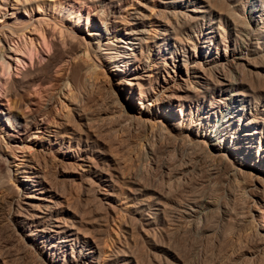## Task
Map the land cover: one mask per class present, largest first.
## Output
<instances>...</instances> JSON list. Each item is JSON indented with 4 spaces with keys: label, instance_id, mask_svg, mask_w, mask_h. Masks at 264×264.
<instances>
[{
    "label": "bare ground",
    "instance_id": "bare-ground-1",
    "mask_svg": "<svg viewBox=\"0 0 264 264\" xmlns=\"http://www.w3.org/2000/svg\"><path fill=\"white\" fill-rule=\"evenodd\" d=\"M129 1L69 0L75 13L87 10L84 30H74L58 21L53 12L56 4H63L61 1L0 0V42L9 47L0 53V72L9 71L8 80L0 77V97L9 103L7 112L0 110L9 119L6 123L0 117V214H9L14 228L24 232L22 253L34 264H162L160 258L157 261L153 256L151 260L144 255V248H140L142 245L135 236L138 229L134 234V227L138 224L147 241L157 244L159 240L153 235L156 231L160 229L166 236L175 231L167 225L172 214L200 222L201 216L207 219V212L214 210L215 200L204 199V193L200 195L204 199L200 204L196 203L197 197L195 202L184 196L185 202L180 200L183 196L179 198L170 190L169 184L163 188L150 186L142 180L143 172L138 173L137 167L132 171L128 165V169L124 164L127 159L122 162L111 142L112 136L117 138L116 127L122 124L128 130L135 127L136 132L141 128L142 132L151 129V133L155 128L157 134L167 138L171 152L176 148L188 150L221 167L224 171L220 173L240 182L241 189L251 191L254 197L249 201L257 213L250 216L258 217L257 226L251 221L257 228L259 243L264 244V107L252 108L257 95L264 99V0H159V9L152 16V31L145 28L140 9L128 20L122 14ZM95 6L99 8L95 10ZM247 8L255 27L244 19ZM206 18L212 19H208L206 27L203 24L206 30L202 32V42L190 44L188 56L193 63L188 64L184 53L176 55L168 41L185 34L191 42V33ZM242 31L256 36V41H243L239 36ZM54 33L59 34V39L66 36V47L61 45L62 40L66 43L65 38L60 39L61 46L58 38L56 43L48 44L47 37ZM259 38L263 41L258 42ZM40 40L43 47L53 46L59 52L58 58L46 59L47 63L40 66L35 56L30 55L29 66L21 69L19 56L28 45H38ZM194 56L200 61H195ZM10 59L15 66L12 67ZM103 62L109 65L115 78V83L110 81L107 86L94 81L99 74L96 70L104 68ZM40 71L47 72L46 76L39 75ZM59 81L69 86L68 91L60 88L66 90L62 97L67 96V103L61 99V93L57 96L53 93ZM67 92H71L70 96ZM64 107L67 111L62 113ZM114 113H119L117 118ZM125 129L122 130L126 133ZM108 130L113 131L109 133L112 136H108ZM152 147H148V152H153ZM19 154H25L26 159L19 161L14 170L10 163L17 162ZM167 163L164 166L167 176L174 178L186 173L183 164L175 169ZM18 175L22 179L12 186L10 182ZM218 182L219 188L225 189V182L224 185ZM121 198L126 204L127 220L119 229L118 245L108 252L105 247L109 243L104 246L105 231L110 220L116 219L117 208L113 204ZM96 200L101 207L94 204ZM227 206L230 207L228 203ZM133 221L137 224L132 227ZM199 224H194L195 228ZM244 226L247 229L245 223ZM154 227L159 229L149 235L147 230Z\"/></svg>",
    "mask_w": 264,
    "mask_h": 264
},
{
    "label": "rangeland",
    "instance_id": "rangeland-1",
    "mask_svg": "<svg viewBox=\"0 0 264 264\" xmlns=\"http://www.w3.org/2000/svg\"><path fill=\"white\" fill-rule=\"evenodd\" d=\"M8 1H11V0H8ZM48 1H51V0H48ZM55 1H57V2H60V1L63 2V4H61L60 6L58 4L55 5L56 7H54V8H55L56 11L53 9V12L56 13L55 16H56L57 20L58 21H61L63 24L67 25L70 28L72 27V29H74V30H84V26H85L84 25L85 24L84 18L86 16V13H87L86 11L87 10L86 9H82L80 12H78V13L76 12L75 13L73 11V9H72V6L69 4V0H55ZM129 2L130 3H128L127 5L124 6V8H125L124 10L125 11H123L122 14L125 15L127 17V20H128V18H130L131 14L135 10L140 9V11L142 13L140 16L143 17V21H144V23L146 25L145 28L146 29H149V31H152L151 30V29H153V26L151 24V22L153 20V17L152 16L156 15L155 13L159 9V6H158L159 5V0H130ZM96 5H99V3H96ZM42 8H41V10H43ZM98 8L96 6L94 7L95 10L98 9ZM7 10L10 11L11 10V7H8L7 6ZM91 12H93V11H91ZM251 16H252V14L249 13V9L247 8L246 9V12L244 13V19L247 20V21H249V23H250V25L252 27H255V23H253V21H250ZM169 19L170 20H173L172 17H170ZM208 19H212V18H206L205 19V22L204 21H200V23L198 22L197 30L195 32L191 33L192 36H193L192 39H191V42L189 41L190 39L188 41L186 40L187 38L185 37L186 36L185 34H182V36H181L182 38L179 37L180 40L179 39H175V38H171L168 41L169 42V45L171 46V48L173 50V52L176 51V55L178 53H180V55H181V53H184V58L186 59V62H188V64L193 63L190 60L191 56L190 57L188 56L189 55L188 52H189L190 47H191L190 44H192V41L193 42H196V41L197 42H202V40H203L202 39L203 38L202 32H204V30H206L204 27H206V24L208 22ZM252 19H253V17H252ZM164 20H166V19H164ZM213 20H217V18H213ZM75 24H77V25H75ZM203 24L205 25L204 27H203ZM215 26L217 27L218 26V23H216ZM119 27L122 28L123 27L122 24ZM198 30H200V32ZM226 30H228V27H227ZM84 32L88 33L87 30H85ZM242 32L240 33L241 35L239 34V36H240L241 39H242V37H243V39H245L243 41H246V42H254V41H256V40H254V37H256V36L250 35L249 33H247V31H245V32L242 31ZM244 33H246V34L243 35ZM247 36H250V37L247 38ZM52 37L54 38L53 40H52ZM61 37H62V38H60L61 40L64 39V38L66 39V36L65 37L64 36H61ZM88 37H90V36L88 35ZM197 37H199V38H197ZM47 38L49 40L48 41L49 42L48 44L51 45V43L53 41L56 43L57 38L59 39V34L56 33L54 36L52 34L51 37L48 36ZM249 38H250V41H249ZM60 39L57 40V42L59 41V44L58 45H60V42H61ZM50 40H51V42H50ZM67 40L68 39H66L64 41V42H66L65 44H63V40H62L61 45L66 47L67 46L66 45L67 44ZM257 41L258 42H260V41L262 42L263 41V38H261V39L259 38V40H257ZM11 43H13V42H11ZM40 43H38V45H33V46L32 45L31 46L28 45L26 47V49L24 50L25 53L22 56L21 55L19 56V59L21 60V62L19 63L21 69L27 68L29 66V64H30V62H29L30 60L29 59L31 57L30 55L35 56L36 63H37V65H40V66H43L44 64L47 63V60L46 59H51L52 57L53 58H58V56H59L58 53L59 52L57 53L53 46L50 47L47 44V46L44 45V47H43L41 40H40ZM181 43H183V44H181ZM174 45H176V46H174ZM187 45H190V46H187ZM196 46H197V43H196ZM176 47H177L178 51L176 50ZM185 47H186V49H185ZM5 48H9L8 47V44H5V43L3 44V42L2 43L0 42V53L1 52L3 53L5 51ZM182 49H183L184 52L182 51ZM54 53H56V54H54ZM186 53H187V55H186ZM193 58H195L196 59L195 61H197V62L200 61V58L198 56H194ZM10 61L12 62V67L15 66V62H13L11 59H10ZM54 62H52V63H54ZM12 67H11V70H12ZM3 70H1V72H0L1 73L0 77L3 76L4 79L6 77L8 78L9 77V75H8L9 74V71L8 70H4L5 71L4 72ZM184 70L185 69L183 68V71ZM7 71H8V73H6ZM96 71L99 74H98V77L94 81L97 82L98 85H101L102 84V85L107 86L111 82L112 83L113 82L115 83V78L113 77V75H114L113 74V71L110 70L109 65L107 63H104V68L103 69L96 70ZM42 72L40 71L39 72V75L46 76V73L47 72H43V73ZM11 73H12V71H11ZM52 75H54V74H52ZM3 77H2V79H3ZM7 78L5 80H8ZM61 81L64 82L63 80H61ZM61 81H59V84H60L59 87H57V89L54 90L55 92L53 91V93L55 94V96H57V93L59 95L61 93V97L63 96L62 93L64 91H66V90H61L60 88H63L64 87V89H67V91L69 89V86H63V83H61ZM48 85L49 84H47V86ZM58 90H60V91H58ZM67 93L70 96L71 92H67ZM65 97L64 98L62 97L61 99H65L64 101H65V103H67L68 102L67 101V96H65ZM261 97H263V96H261V95H257L256 96V98H255L256 103L253 102V104H252L253 105L252 106L253 110H254V108H256V106H258V107H264L263 106L264 105V99L261 98ZM0 98H1V101H0L1 102L0 103V110H2L3 112H7L8 111V105H9V103L7 104V101L5 100L4 97H0ZM63 106H64V104H63ZM64 108H63V110L60 108L62 110L61 111L62 113H64V111L65 112L67 111V108L66 107H64ZM116 114L119 115V113H114L113 114L114 115V118H117V115ZM0 117H2V119L4 120V122H6V123L9 122V119H7V117L4 116L3 113L0 114ZM12 120L16 121V118H12ZM122 126H124V127H122ZM126 126L129 127L130 125H126ZM118 127L119 126L116 127L117 128V133H116V129H115L114 130V133L112 135H114L116 133L115 136L117 135L116 137L118 139H120L121 141L118 140L117 138H115L116 139L115 140L113 138V136L111 134H109V133H112L113 131H109V130L107 131L108 132V136H112L111 139L113 141L114 140L116 141V142L115 141L113 142L111 140V142L113 143V146H112L113 151H114V153H116V155H118L119 157L122 158V162L125 161L124 158H126L128 160V161L126 160L127 162L126 161L124 162V164H125V166H127V168L129 167L128 165H130V168L131 169L130 168H128V169H130L132 171H136L137 170V172L139 171L138 173L143 172L142 173V177L144 176L143 177L144 179H142V177H141V179L143 181H145L146 183H148L150 186L157 187V188H159V187L160 188H163V186L165 187V185H168L169 184L170 190L173 193H175L179 198H181V196H183L180 200H183L185 202L189 201V198H190L191 201H195L198 198L197 201H199V202H196L195 201L198 204H200L202 202V200H204V199H209L211 201L215 200V201H213V202H215L214 203V206H213L214 210L212 209L211 211L207 212V215H208V216L206 215V218L207 219L203 218V216H201V217L199 216L200 217L199 218L200 219V222H193V221L191 222L187 218L176 217V215L174 213V217L175 218L172 217L173 216V214H172V216L169 217V220H168V224L167 225L169 226V228H171L173 226L172 228L175 229V231L177 230V232L174 231L175 233L173 232L172 234L166 236L165 234H163V233L160 232L159 227L158 228L156 227L157 229H159V231H156L157 229L155 227H154V229L151 228L152 230L151 229L147 230V231L150 232V234L148 232L149 235H152L151 233H154L156 231L155 234H153V235L157 236V238H155L153 236H150V237L151 238H155V240L158 239L159 240V241H157L158 242L157 243L158 245L157 244H153L150 241H147L148 239L146 238V235L143 233V231L140 230L138 224L133 221L134 224L133 223H132L133 225L131 224L132 227L137 224L134 227L136 229H133V230H135L134 231V234H135L136 230L138 229L137 232H136V234H135V236H136V239H137L138 243H141L140 245H142L140 248H142V247L144 248V249L143 248L142 249L144 250L145 254H144V252H142V253L147 258L149 257L148 259H151V260L154 259V260L159 261L158 259L160 258V263L162 262V264H168V263H171V264H264V244L259 243V241H258V234L255 232L256 231L255 229H257L255 226H257V223H258V220L257 219H258V217L252 216V218H251V216H250L251 214L252 215H255L257 213L253 209L252 202L249 201V199L251 197L252 198L254 197V196H251L252 195V192L251 191H246L247 189H241V187L239 186V184H241L240 182L239 183H236L237 182L236 180H234V179H232L230 177L227 178L225 172L222 173V174L220 173V170H221V172L224 171V170L220 169L221 167H219V166L216 167V164L214 165V163H212V162H211L212 164H210L209 163L210 161L205 160L207 162L206 163L203 158H201V157L198 158L197 155L190 154L191 152H189L188 150L187 151H184V150L182 151V150H179L178 148H176V149H173V150L171 149L172 150V152H171L170 150H168V149L172 148L170 146V143L168 144L169 141L167 142V138L166 137H164V136H162L160 134H157L158 131L155 132V130H156L155 128L152 129L154 133L151 132L152 133L151 134L150 133L151 129H149V130L146 129V130H144V132H142L143 130H141V128H137L138 130L136 132V128L130 126L129 127V130L130 129H132V130H130L131 132H129V130L127 129V127H125V124H122L119 128ZM121 128L122 129L123 128H126L128 131H126V133H125V131L122 130ZM122 131H123V133H122ZM123 134L125 136H122ZM158 135H159V137L161 136L163 138V140H162L161 137H160L161 140H159L160 138L158 137ZM120 136H122V137L120 138ZM164 138L166 140H164ZM123 141L124 142L126 141V143H124ZM153 143L154 144L159 143V145L157 144L158 147L156 145H154L152 147ZM166 143H167V145H166ZM150 144H152V145H150ZM161 144H165V145L162 146V148L165 151L166 150L167 151L165 152V151H163V149H161L162 152L158 153V151H156V150L159 149V151H161L160 150L161 147H159ZM155 146L158 149H156ZM148 147L149 148L152 147L150 151L153 150V152H154V148H155V152H156V154H158V156L155 154V152H154V154H153V152L152 153L151 152H148V149H149ZM165 147H167V148H165ZM34 148L37 149L38 146L36 145V146H34ZM34 148H32V149L30 148V151L33 150ZM27 152H29V150H26V153ZM126 152H127L128 155H126ZM163 152H165L166 154L163 153ZM162 153L165 154L166 156L163 155ZM25 154H24V156H22L23 154H19V159L17 160V162H11L10 163V167H12V169L16 170L17 163H19V161H21V160H25L26 159ZM167 154L169 156H167ZM153 156H154V158H153ZM167 157H168V159L165 161V158H167ZM165 162L166 163L168 162L175 169H179L180 168L179 166H181V168L183 167V165L186 166L187 167V170L184 171V173L186 172L185 173L186 176H185V174L181 175L182 178H181L180 175H178V176H176L174 178L169 177V175L167 176V174H166V172L164 170V166L166 165ZM163 163H164V165H163ZM188 163H189V165H188ZM141 165H143V166L141 167ZM134 166L137 167V169ZM138 167L144 168V170L141 169V171H140V169ZM134 169H136V170H134ZM209 170H211V171H209ZM14 174H16V172ZM220 174H221V176H220ZM223 174H225V176ZM217 175H219L221 178L218 176V178H219L218 179L217 178ZM212 176H214V177H212ZM145 178H146V180H145ZM175 178L177 179V183L178 184L176 183V179ZM178 178L181 179V182L180 183L178 181ZM224 178H227V179H224ZM21 179L22 178H20V175H18V177H15L10 182V184L11 185L12 184H15V183L16 184H19V180H21ZM168 180L170 182H168ZM173 180H175V182ZM222 180L223 181L225 180L224 181L225 182V185H224V182L222 183ZM230 180H232L233 184L231 183ZM218 181H220V182H218ZM228 181H230V182H228ZM217 182L220 183L221 185L223 184L225 186V187L223 186V188H225V189L221 190L222 188L221 187L219 188L220 185L219 184L217 185ZM171 183H172V185H170ZM213 183H215V184H213ZM228 183H230V184H228ZM228 185H230L231 187L228 186ZM232 185L236 186V188L239 186L237 188V190L240 191V192H238L234 186L232 188ZM12 186H15V185H12ZM229 187L232 188V189H234L237 193H242V195L243 194L244 195L243 196L241 194L238 195L234 190L230 189ZM209 188H211V189H209ZM227 188H229L230 191ZM239 188L241 190H239ZM182 189H184V190H182ZM217 189L220 190V191H217ZM204 190H206V191L204 192ZM231 190L234 191V192H232ZM242 190L244 192H242ZM192 192L193 193L196 192L195 196H194V194ZM230 192L233 193V194H231ZM203 193L205 194V196L203 195ZM215 193H217V194H215ZM0 194H1L0 195V199H1L2 192H0ZM192 194H193V196H192ZM210 194H213V195H210ZM200 195H203L204 196V199L201 200V198L203 196H200ZM225 195H226L227 198L225 197ZM230 195H231V198H230ZM184 196L186 198L189 196V198H187V201H186V198L184 199ZM206 196H208V197H206ZM210 196H212V197L214 196V197L212 198ZM234 196H235V198H234ZM246 196H248V198ZM194 197L195 198L197 197V198L195 199ZM245 197L248 200H245L246 199ZM238 198L240 199V200H238V203L240 202L242 204H240V203L238 204L237 203V199ZM121 199H120L121 201H117V202H115L113 204V205H115V208H117L116 209L117 212L115 211V214H114V218H116V219H114L115 221L114 220H110L113 223L112 222H109V225H108L109 227L107 226L106 227V231H105V234H106L105 239H104L105 244H104V242H103V244L105 246V245H107V243H109L106 246L107 248L105 247V249L108 252H109V249H112V247H116L118 245V244H116L117 243L116 241H117V235L119 237V232H120L119 229L120 228L121 229L123 228V225L122 224H125V222L127 220V218H126L127 217V214H126V210H125L126 204H125L124 199L123 198H121ZM225 199H226V201H229V202H226ZM231 199H232L233 202L230 201ZM227 203H228V205L230 207L227 206ZM233 203H234L235 206L233 205ZM75 204H77V203L75 202ZM94 204H96L98 206L97 208H99V207L102 206L99 203L98 200L94 201ZM76 206H78V205H76ZM217 206H219V207H218V209L216 211V207ZM233 206H234V209H233ZM220 207H221V211L219 209ZM228 208H229V210H228ZM218 210L220 212H218ZM239 210H240V212H239ZM214 211L218 212L219 215L217 214L218 216H216V212H214ZM225 211H227L228 212L227 214H229V215H227L225 213ZM243 211H245L246 214ZM211 212H212V214H211ZM242 213L245 214V215H247V216L243 215ZM5 214H6V212L4 214H0V264H34V262L31 261V258L27 254H25V253L23 254L22 253L23 251H22V248L21 247H22V244H23V242L25 241V238H26L24 232H22L21 230L19 231L16 228H14L15 225H14V222L12 221V218L9 216V214L8 215L7 214L5 215ZM2 215H4V216H2ZM116 216H118V219L119 220L117 219ZM121 216H122V218L123 217L125 218V219L123 218L124 219V222H123V219L120 218ZM230 216H233L234 218H232ZM243 216H245V217L243 218ZM224 218H226V220L228 218V220H227L228 222L230 220L229 224H228V222ZM229 218H231V219H229ZM121 219H122V223L120 222ZM199 219L197 218V220H199ZM243 219H244V222H243ZM231 220H234V221L237 220L238 223H237V221H235V222L233 221V223H232ZM248 220H250V221L252 220L253 223L255 221V224L256 225L254 226L252 224V221L250 223V222H248ZM118 223H119V226L120 227L117 226ZM171 223H173V224H171ZM197 223H200L199 224L200 226L197 225L198 227L195 228V225ZM234 223L237 224V226ZM244 223H245V225H247V229H245L246 226H244ZM249 223L252 224L253 227ZM230 224H232V226ZM240 224H242L241 227H240ZM233 225H235V226H233ZM248 226H251L250 228L252 230ZM164 227H165V225H164ZM243 227H245L244 228L245 230L243 229ZM137 235H138V238H137ZM135 236H134V238H135ZM112 237H113V239H112ZM108 239L109 240L111 239L112 241L111 240L108 241ZM138 239H142V240H138ZM19 248H20V250H19ZM139 251L141 252L142 250L140 249ZM148 251H149V254H148ZM108 252H106V254H108ZM153 256H155V258H153ZM164 257H165V260H164Z\"/></svg>",
    "mask_w": 264,
    "mask_h": 264
}]
</instances>
